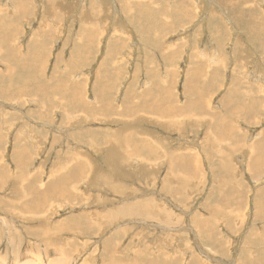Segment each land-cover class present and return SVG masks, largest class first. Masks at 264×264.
<instances>
[{
  "label": "rangeland",
  "instance_id": "374dc122",
  "mask_svg": "<svg viewBox=\"0 0 264 264\" xmlns=\"http://www.w3.org/2000/svg\"><path fill=\"white\" fill-rule=\"evenodd\" d=\"M261 132L264 0H0V264H264Z\"/></svg>",
  "mask_w": 264,
  "mask_h": 264
},
{
  "label": "bare ground",
  "instance_id": "6f19581e",
  "mask_svg": "<svg viewBox=\"0 0 264 264\" xmlns=\"http://www.w3.org/2000/svg\"><path fill=\"white\" fill-rule=\"evenodd\" d=\"M124 144L127 146V148H128V150H127V153L128 154H130V155H136V154H145V155H150V154H148V153H146V150H147V145L146 144H144V143H138V142H136V141H133V140H130V139H128V140H126L125 142H124ZM108 158H106V166H107V170L108 169H110L111 170V173H113V174H115L116 172L121 176V174H120V168H121V165H120V162H119V160L118 159H116L115 157H113V156H107ZM95 173H93L92 175H94ZM102 176H105V175H102ZM106 177V176H105ZM113 177V176H112ZM107 179H108V177H106ZM106 178H105V180H106ZM111 189V188H110ZM117 191H118V189H116ZM115 190V191H116ZM68 197L69 196H71V197H74L75 196V194L73 193V192H68L67 194H66ZM67 197V198H68ZM263 199L264 198H261V199H258V200H256L255 202H258V203H260V202H263ZM256 207H258V208H261V206L259 205V204H256ZM81 221H85V220H83V219H81V218H79ZM76 221V223H78L77 222V220H75ZM80 222V221H79ZM86 223H89L88 221H85ZM75 223V224H76ZM73 224H74V220H69V219H67L65 222H63L60 226H58V230H60V231H65V230H67V231H65V232H68V233H70V234H72V236H77V237H83V236H79V234H80V232H79V230L77 229V228H74L73 227ZM69 225H70V227H69ZM84 225V224H83ZM90 226H91V224H90ZM93 226V225H92ZM91 226V227H92ZM79 227H80V225H79ZM84 229V228H83ZM86 233H87V231H85ZM85 233V234H86ZM46 235V238H51L52 237V234L51 233H46L45 234ZM111 238V237H110ZM208 241H210V242H212V243H214L215 244V246L216 245H220V241L219 240H216V237L214 236L213 238H214V240H212V238H210V237H205ZM115 239H116V237H113L111 240H107V237L104 239V242H103V240H101L100 241V244H101V246L102 245H104V243H106V245H104L103 246V251H106V250H108V251H110L108 248H109V246L110 245H112V244H116L117 245V242L115 241ZM76 239L75 238H70L69 240H68V244L71 246L70 247V249H71V251H72V249H73V247L72 246H75V245H79L78 244V242L77 241H75ZM100 240V239H99ZM85 244V243H84ZM107 246V247H106ZM118 249V248H117ZM74 250H76V248H74ZM119 250V249H118ZM134 250V249H133ZM53 251H55V252H59L60 250H59V248H54L53 249ZM67 251L68 250H66L65 252L67 253ZM123 251V250H122ZM122 251H121V253H122ZM16 252V251H15ZM124 252V251H123ZM126 252V251H125ZM124 252V253H125ZM108 253V252H107ZM114 253V252H113ZM15 254V253H14ZM102 254H103V252H102ZM106 254V253H105ZM138 254V253H137ZM247 254V253H246ZM125 255V254H124ZM18 256H22V255H20V254H18ZM18 256H16V257H18ZM116 256H118V255H116ZM129 256V255H128ZM247 256V255H246ZM97 257V256H96ZM59 258V257H58ZM124 258V257H123ZM85 259V258H84ZM102 259V258H101ZM118 259V258H117ZM120 259V258H119ZM122 259V258H121ZM120 259V260H121ZM146 259V258H145ZM22 260V259H21ZM96 260H97V258H96ZM108 260V259H107ZM125 260V259H124ZM124 260H122V262L124 261ZM138 260V259H137ZM113 261V260H112ZM128 261V260H127ZM130 261V260H129ZM139 261V260H138ZM145 261H147V260H145ZM69 262V261H68ZM105 262H106V260H105ZM108 262H110V260L108 261ZM114 262V261H113ZM112 262V263H113ZM172 262V261H171ZM245 262V261H244ZM58 263V262H57ZM61 263V262H60ZM149 263V262H148ZM191 263L192 264H201V262L199 261V260H192L191 261ZM118 264V263H117ZM120 264V263H119ZM132 264H133V262H132ZM248 264V263H247Z\"/></svg>",
  "mask_w": 264,
  "mask_h": 264
},
{
  "label": "crops",
  "instance_id": "0c3cea01",
  "mask_svg": "<svg viewBox=\"0 0 264 264\" xmlns=\"http://www.w3.org/2000/svg\"><path fill=\"white\" fill-rule=\"evenodd\" d=\"M255 114V113H254ZM227 119L225 118V119H223V118H221V119H219V120H217L216 122V128H215V132H214V134L216 135V133L217 134H219L218 136H217V138L218 139H224V140H227V141H232V142H234V138H233V136H231V135H229V136H227V130H225V127H227V125H226V123H227ZM226 125V126H225ZM229 125V127L231 126L230 125V123L228 124ZM209 129H207V131H208ZM234 132V130H233V128L231 127V130H230V133L232 134ZM263 135H264V133L263 132H261L260 133V137H262L263 138ZM260 143H264V141L263 142H259V144ZM254 145L255 144H251L250 146H249V149L248 150H251V151H254V149H253V147H254ZM263 153H264V151H263ZM224 154H222L221 156H219L221 159L219 160V163L220 162H222V164H221V169H225V165H224V163H223V159H224V156H223ZM250 157H252V158H255V155H251ZM156 158H158V155H156V156H149V155H147V159H144V160H142V161H139V163H140V165L139 166H141V169L142 168H144V167H146V166H149V167H151L152 166V163H151V161H149L150 159L153 161V160H156ZM252 162L253 163H259L260 161H256V160H252ZM120 165L122 166V162L120 163ZM250 168H253L251 165H250ZM105 178V177H104ZM228 185V183H227V181H222V185ZM231 191H233V193H231ZM235 190H230V195L228 196V197H226L227 199H230V200H232V199H234V196H235V194H236V192H234ZM236 201H238V199L237 200H235L234 201V203L236 202ZM1 204V203H0ZM210 211H212V212H210V214H209V216H204V219L205 220H202L201 221V224L202 225H204L205 227H206V229H207V231L209 232V230H210V227L211 228H213V230H215V225L216 224H214V226H212V225H210L208 222L209 221H206L207 219H209L210 221H212L213 219H211L214 215H215V212L212 210V209H210ZM212 223H214V220L212 221ZM207 232V234L206 235H203V237L205 238V237H210V238H213L214 236L211 234V233H208ZM209 244L211 243V242H208Z\"/></svg>",
  "mask_w": 264,
  "mask_h": 264
}]
</instances>
